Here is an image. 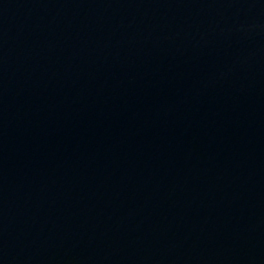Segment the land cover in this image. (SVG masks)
<instances>
[{"label": "water", "instance_id": "95a60500", "mask_svg": "<svg viewBox=\"0 0 264 264\" xmlns=\"http://www.w3.org/2000/svg\"><path fill=\"white\" fill-rule=\"evenodd\" d=\"M0 264H264V0H0Z\"/></svg>", "mask_w": 264, "mask_h": 264}]
</instances>
